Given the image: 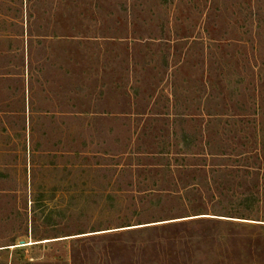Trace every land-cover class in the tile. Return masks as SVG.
<instances>
[{
  "label": "rangeland",
  "instance_id": "rangeland-1",
  "mask_svg": "<svg viewBox=\"0 0 264 264\" xmlns=\"http://www.w3.org/2000/svg\"><path fill=\"white\" fill-rule=\"evenodd\" d=\"M0 264H264V0H0Z\"/></svg>",
  "mask_w": 264,
  "mask_h": 264
}]
</instances>
